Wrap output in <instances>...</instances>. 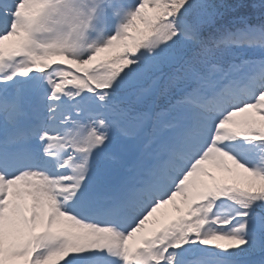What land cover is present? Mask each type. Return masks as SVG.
<instances>
[{"label": "snow or ice", "instance_id": "6c2138e0", "mask_svg": "<svg viewBox=\"0 0 264 264\" xmlns=\"http://www.w3.org/2000/svg\"><path fill=\"white\" fill-rule=\"evenodd\" d=\"M0 264H264V0H0Z\"/></svg>", "mask_w": 264, "mask_h": 264}, {"label": "rangeland", "instance_id": "374dc122", "mask_svg": "<svg viewBox=\"0 0 264 264\" xmlns=\"http://www.w3.org/2000/svg\"><path fill=\"white\" fill-rule=\"evenodd\" d=\"M223 175H225V174H223V173H217V177H218V179L222 178Z\"/></svg>", "mask_w": 264, "mask_h": 264}, {"label": "bare ground", "instance_id": "6f19581e", "mask_svg": "<svg viewBox=\"0 0 264 264\" xmlns=\"http://www.w3.org/2000/svg\"><path fill=\"white\" fill-rule=\"evenodd\" d=\"M168 210H169V212H170V210H171V206H169V209H168ZM170 213H171V212H170ZM169 218L171 219V218H173V216H170V215H169Z\"/></svg>", "mask_w": 264, "mask_h": 264}]
</instances>
